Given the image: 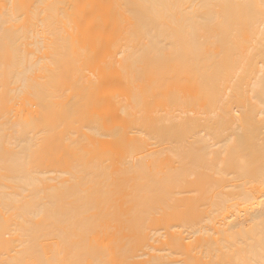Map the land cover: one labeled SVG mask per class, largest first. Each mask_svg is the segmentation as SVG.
<instances>
[{
	"label": "bare ground",
	"instance_id": "6f19581e",
	"mask_svg": "<svg viewBox=\"0 0 264 264\" xmlns=\"http://www.w3.org/2000/svg\"><path fill=\"white\" fill-rule=\"evenodd\" d=\"M53 1L0 0V264H264V0Z\"/></svg>",
	"mask_w": 264,
	"mask_h": 264
},
{
	"label": "rangeland",
	"instance_id": "374dc122",
	"mask_svg": "<svg viewBox=\"0 0 264 264\" xmlns=\"http://www.w3.org/2000/svg\"><path fill=\"white\" fill-rule=\"evenodd\" d=\"M56 0H54L53 1V8H54V10H55V7H56ZM55 6V7H54ZM70 13H72L71 11H70ZM84 16V15H83ZM74 18H76V17H74ZM78 18V17H77ZM71 19V18H70ZM79 19V18H78ZM78 19H77V25L79 26V25H82V23H81V19H80V23L78 22ZM76 20V19H75Z\"/></svg>",
	"mask_w": 264,
	"mask_h": 264
}]
</instances>
